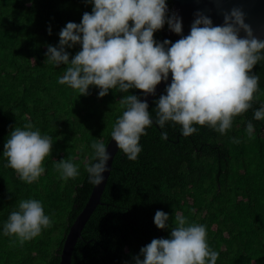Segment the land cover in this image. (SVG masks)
<instances>
[{"label": "trees", "instance_id": "obj_1", "mask_svg": "<svg viewBox=\"0 0 264 264\" xmlns=\"http://www.w3.org/2000/svg\"><path fill=\"white\" fill-rule=\"evenodd\" d=\"M92 7L84 0H0V264H60L67 233L94 187L85 171V164L96 162L91 145L99 140L107 146L122 114V93L109 90L98 98L99 89L90 86L91 94L80 96L58 83L66 66L45 63L47 45L57 46L61 29L79 24ZM167 30L165 25L154 39L174 43L176 34ZM66 50L71 59L81 46ZM252 72L260 77L257 99L223 135L194 125L197 132L184 137L182 126L172 122L161 129L155 101L167 85L161 89L149 104L153 124L140 138L142 151L135 161L117 151L102 203L86 223L71 264H134L141 247L170 237V228L154 224L157 210L169 215L170 225L177 213L204 225L209 247L219 253L217 264H264V120L253 119L264 103V61ZM249 120L253 139L246 132ZM27 123L53 138L45 172L32 184L5 167L3 156L10 130ZM164 131L167 140L161 139ZM61 159L77 165L75 179L60 178L53 165ZM22 199L39 200L52 227L20 245L3 235V225Z\"/></svg>", "mask_w": 264, "mask_h": 264}, {"label": "clouds", "instance_id": "obj_2", "mask_svg": "<svg viewBox=\"0 0 264 264\" xmlns=\"http://www.w3.org/2000/svg\"><path fill=\"white\" fill-rule=\"evenodd\" d=\"M84 2L93 5L91 13L85 12L79 24L68 22L61 29L58 45H47L45 63L66 66L58 83L80 96L90 95V86L99 89L98 98L108 95L109 90L123 94L119 99L123 111L112 127L111 140L129 160H137L142 151L140 138L153 124L147 100L129 94L130 89L140 90L145 97L154 96L157 85L167 82L171 73L165 94L155 101V123L161 129L169 122L178 124L184 137L197 132L194 125L207 126L223 135L234 118L253 107L260 77L252 70L264 61V39L257 37L246 22L242 7L222 10L220 25H214L205 11L197 10L190 32L184 36L182 18L170 12L166 0ZM213 2L219 4L221 0ZM165 25L181 38L174 43L155 40L154 33ZM76 45L81 50L70 59L66 49ZM253 119L264 120V103L254 110ZM246 132L249 139L254 138L251 120ZM167 138L168 133L162 132L161 139ZM233 142L239 143L236 139ZM91 147V159L96 162L85 164V171L89 183L99 186L105 179L103 173L109 171L111 154L102 141L93 142ZM3 148L5 167L14 170L21 181L32 184L45 172L44 161L52 153L53 138L27 123L10 130ZM53 166L64 181L79 174L71 159H61ZM168 221L167 213L156 211L155 226L170 228V237L154 238L141 247L139 255L133 257L134 264H217L219 253L209 247L204 225L189 223L180 213L175 214L174 225ZM50 227L52 220L45 215L42 203L22 199L4 223L3 235L15 237L23 245Z\"/></svg>", "mask_w": 264, "mask_h": 264}, {"label": "water", "instance_id": "obj_3", "mask_svg": "<svg viewBox=\"0 0 264 264\" xmlns=\"http://www.w3.org/2000/svg\"><path fill=\"white\" fill-rule=\"evenodd\" d=\"M173 2L177 7L179 16L182 18V34L184 36L189 34L190 26L195 18L194 13L197 10L205 11V14L210 16L214 25H220L223 22V18L220 15L222 10L230 9L233 6H240L246 12V22L252 26L255 35L264 39V0H221L219 4L214 3L213 0H173ZM167 33H171V31L168 29ZM241 35H243V33H241ZM180 38L181 37L176 34V41ZM171 78V73H169L168 81H162L159 85H157L156 94L154 96L149 95L145 97L142 93L140 96L141 100L143 101L146 99L149 105L161 89L171 83ZM107 150L111 154V159L108 161L107 165L109 171L103 173L105 179L101 185H94L86 205L71 225L63 244L60 264H71L74 247L78 239L81 237L86 223L97 206L102 203L101 197L112 170L113 160L119 149L117 148L115 141L110 139L107 144Z\"/></svg>", "mask_w": 264, "mask_h": 264}, {"label": "built area", "instance_id": "obj_4", "mask_svg": "<svg viewBox=\"0 0 264 264\" xmlns=\"http://www.w3.org/2000/svg\"><path fill=\"white\" fill-rule=\"evenodd\" d=\"M167 4H168V8L171 11H175L178 13V10H177V7L176 5L174 4L173 0H166Z\"/></svg>", "mask_w": 264, "mask_h": 264}]
</instances>
